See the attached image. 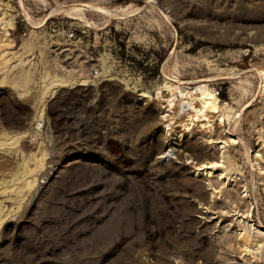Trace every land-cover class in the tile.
Here are the masks:
<instances>
[{
	"label": "rangeland",
	"instance_id": "374dc122",
	"mask_svg": "<svg viewBox=\"0 0 264 264\" xmlns=\"http://www.w3.org/2000/svg\"><path fill=\"white\" fill-rule=\"evenodd\" d=\"M84 1L140 9L86 10L95 25L66 10ZM55 6L75 38L34 25ZM1 16L19 20L0 30V264H264V0H0ZM46 70L69 80L40 103ZM176 77L226 111L180 145Z\"/></svg>",
	"mask_w": 264,
	"mask_h": 264
},
{
	"label": "bare ground",
	"instance_id": "6f19581e",
	"mask_svg": "<svg viewBox=\"0 0 264 264\" xmlns=\"http://www.w3.org/2000/svg\"><path fill=\"white\" fill-rule=\"evenodd\" d=\"M58 8L59 7H57V6L53 7L52 10L43 18V20L38 21V22H35L34 25L36 27H40L44 23V21L46 20V18H48L49 16H53V12L55 10H57ZM139 9H140L139 7L132 8V7H130L129 4L123 5V6L111 7V6H108V5L101 4V3H99V1H84V2H80V3H72V4H70L67 7L66 10H68L69 12H71L73 17L79 18L80 20H85L88 24L95 23V25H96L97 21H94V20L93 21H89L86 18V10H95V11H98V12H100V13L108 16V17H118V16H125V15L132 14V13L138 11ZM165 17H166V14H165ZM4 41L5 42H8V44H10V45H13L12 38L7 34V32H6ZM262 66H263V64H262ZM260 69L258 70V72H259V74L261 72L262 77H263V81H264V67H262ZM44 72L45 73L42 76V82L40 83V87L42 88V94L40 95V98L38 99V102H40V103H41V101H43L44 96L48 93V91L50 89H51V92L53 94V92L56 90V88H53V87H55L56 84H63V83H65L66 80L67 81L69 80L68 77H67V75L59 74L57 72L50 73L49 70H46ZM166 76H168V75H166ZM172 80H173V82H171V83L168 82V83L165 84L166 85L165 87L168 90V94H167V97H166V100H167L166 107L168 106V108L166 110H169L172 107H175V108L178 107V103L180 101L179 100V94H180V96H184V95L185 96H188L189 95V92H190V96H191V99L190 100H187L185 102L186 105L189 106L188 107L189 108V110H188L189 111V114H187V113L185 114L184 113V115L179 116L180 118L177 117L179 119L176 120L177 122L176 121L174 122V123H177V124L174 125L173 126V130H171L172 131L171 132L172 135L178 134V136L175 137V138H177L176 139L177 140V144L180 145L181 144L180 143L181 141L178 140V138L181 137L182 133H185L186 127L187 126H190V124L192 123V120L194 121V119L197 118L196 120H198V122L201 121L202 123H205V125H206V123H208L211 120V118H214L216 115H218L217 117H219V116L222 117L225 114L226 111L225 112L222 111V109H224L223 104L218 99V96L214 93V91L212 89H210L208 86H206V85L199 86V90L196 89L193 92L191 90L192 87H189L186 84V81H184V80H182L180 78H177V77L176 78H172ZM261 84L264 87V83H261ZM188 87H189V89H187ZM144 94H146V93H144ZM42 104H43V102H42ZM42 104H41L40 114H42V112H43V110H42V107H43ZM183 106L185 107V104H182L181 105L182 108H183ZM166 114H169V113H166ZM186 115H188V117ZM227 116H230L229 113L227 114ZM189 119H190V121H188ZM220 123L221 122L216 121V126L217 125H220ZM166 125H170V122H167ZM208 126L212 127L213 126V122H211ZM215 128H217V127H215ZM17 140H18V137L15 138L14 142L15 141L17 142ZM172 144H173V142L171 140L170 144H168V146L170 145L168 147L169 149L167 148V150H165L162 155L168 156L171 151L173 152V148L175 146L172 145ZM174 149H176V148H174ZM215 162L216 161H214V160H211V161L208 160L207 162H197L196 161V164L198 165V168H201V167L203 168V167L208 166L209 163H211L212 165H214ZM28 172H30V171H28ZM210 173H211V170L207 169L205 174H210ZM12 179H14V178H12ZM35 182L36 181H35V177H34L32 179L26 180L24 182V184H22V185L21 184H18L17 186L14 187V189L17 190L18 193H19V192H21L23 189H25L27 187H29V188L30 187H33V185L35 184ZM4 220H6V217H3V218L0 219V225L3 224ZM263 229H264V227H263ZM238 241H239L238 243L241 242L244 245L243 246V249H246V250H250L251 249V247H249L251 244H249V243H252L253 242V239L250 236V233L247 232V230H244L242 236L239 237V240ZM235 242H236V240H235ZM255 243L257 244L258 247L263 246V244H264V242H263V240H261V238L256 239ZM240 244H239L238 248L240 246L242 247V244L241 245Z\"/></svg>",
	"mask_w": 264,
	"mask_h": 264
},
{
	"label": "built area",
	"instance_id": "2783aa9c",
	"mask_svg": "<svg viewBox=\"0 0 264 264\" xmlns=\"http://www.w3.org/2000/svg\"><path fill=\"white\" fill-rule=\"evenodd\" d=\"M21 7H22V10H21V12L19 11L17 15L22 13L21 19L23 21L28 20V17H27L28 12L24 11L23 6H21ZM10 20H11V18L7 19L6 16H1L0 17V30H2V31L8 30L9 32H11V29H13L16 26L19 19L16 18V16H15L12 18V21H10ZM63 23H65V21L57 20V19L53 18L52 16H49L48 18H46V20L41 25V27L46 28L53 35L63 34V36L66 38H75L76 37L75 27L66 28L65 24H63ZM61 28H62V30H61ZM55 45L58 46L59 43H56ZM98 71H99L98 68L94 69L95 73H98Z\"/></svg>",
	"mask_w": 264,
	"mask_h": 264
},
{
	"label": "trees",
	"instance_id": "16d2710c",
	"mask_svg": "<svg viewBox=\"0 0 264 264\" xmlns=\"http://www.w3.org/2000/svg\"><path fill=\"white\" fill-rule=\"evenodd\" d=\"M60 92H61V91H59V92L56 94V96H55V98H54V99H56V98H58V97H59V95H60Z\"/></svg>",
	"mask_w": 264,
	"mask_h": 264
}]
</instances>
